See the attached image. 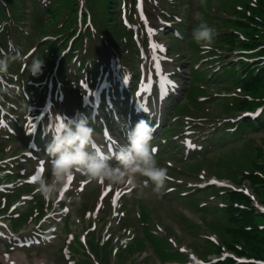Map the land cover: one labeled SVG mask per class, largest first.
I'll use <instances>...</instances> for the list:
<instances>
[{"label": "clouds", "instance_id": "clouds-1", "mask_svg": "<svg viewBox=\"0 0 264 264\" xmlns=\"http://www.w3.org/2000/svg\"><path fill=\"white\" fill-rule=\"evenodd\" d=\"M3 25H0V30ZM215 29L200 21L192 30L191 38L202 48L212 46ZM44 59L33 58L28 71L32 76L41 74ZM7 55L0 54V73L7 72ZM91 117L77 113L62 123L58 132L52 135L44 152L50 162V179L37 178L35 192L45 201L56 203L63 194L66 180L73 172L82 173L92 181H106L113 186L133 185L137 176L145 177L143 184L153 185V191L163 188L169 180L167 169L160 167L155 159L151 141L155 128L147 119H140L126 132V143L119 144L114 152L93 149L95 130ZM67 203L73 202L68 197Z\"/></svg>", "mask_w": 264, "mask_h": 264}, {"label": "rangeland", "instance_id": "rangeland-1", "mask_svg": "<svg viewBox=\"0 0 264 264\" xmlns=\"http://www.w3.org/2000/svg\"><path fill=\"white\" fill-rule=\"evenodd\" d=\"M257 135L254 136L255 138H253V137L252 138L257 145H260L259 151H261L262 148L264 147V135H263V133L257 134ZM244 147H246L244 144H240V145L228 148V149H224L223 151H221V153L217 154L213 159H214V161L218 160V161L222 162V160H223V161L227 162L226 160H228V158L232 159V157L237 156L240 153V151L248 153L246 150H244ZM250 153L254 155V152H250ZM208 169H210V166ZM208 169H207V171H209ZM142 199L147 200V201L148 200H154L156 202V206H162L168 212V214L171 217L176 218L178 221H180L179 218L182 219V217L178 214L177 211H178L179 207H181V206L186 207L185 201L174 202V201L169 200L167 202L160 203V198H153L152 196H150V194L148 192H145L142 194ZM188 235H186L185 238L183 239V242L187 243V244L189 243V241L193 242L195 240V238L193 236H191V235L188 236ZM220 237L226 239V241L228 243L231 242L230 236H228L227 234H221ZM260 257L262 260H264V249L261 250Z\"/></svg>", "mask_w": 264, "mask_h": 264}, {"label": "trees", "instance_id": "trees-1", "mask_svg": "<svg viewBox=\"0 0 264 264\" xmlns=\"http://www.w3.org/2000/svg\"><path fill=\"white\" fill-rule=\"evenodd\" d=\"M234 42V38H231V43ZM252 186L254 187L256 193L259 195H262V198H264V180L260 178H251ZM235 200V199H233ZM240 202H243L244 199L241 197L239 199ZM264 201V199H263ZM247 205H250L249 201H244ZM243 217L240 220H235V224L239 226L240 228L235 230L236 234L239 235L241 239H244L250 248V250L254 253H257L260 255L261 246H264V233H260L258 231L257 224L255 222V214L253 211L250 212H244ZM245 226H251L252 231L247 232L244 230Z\"/></svg>", "mask_w": 264, "mask_h": 264}, {"label": "snow or ice", "instance_id": "snow-or-ice-1", "mask_svg": "<svg viewBox=\"0 0 264 264\" xmlns=\"http://www.w3.org/2000/svg\"><path fill=\"white\" fill-rule=\"evenodd\" d=\"M60 127H62V124L60 125ZM43 170H44L43 168L40 169L41 172H42ZM37 178H38V177H33L34 180L37 179ZM71 179H72V177L69 176V177H68V180L71 181Z\"/></svg>", "mask_w": 264, "mask_h": 264}]
</instances>
